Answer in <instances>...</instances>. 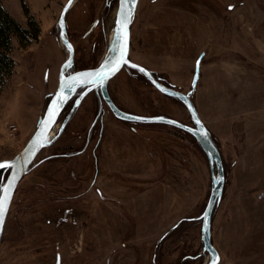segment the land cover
Instances as JSON below:
<instances>
[{"label":"rangeland","instance_id":"obj_1","mask_svg":"<svg viewBox=\"0 0 264 264\" xmlns=\"http://www.w3.org/2000/svg\"><path fill=\"white\" fill-rule=\"evenodd\" d=\"M68 1L0 0L27 31L23 39L12 38L15 68L0 90V162L23 150L37 127L34 115L40 120L57 90L70 55L60 39ZM117 9L118 0L74 1L66 37L75 49V70L109 57ZM200 56L190 96L226 172L212 243L219 264H264V0H138L133 62L187 94ZM38 90L39 110L33 102ZM109 92L125 112L192 125L182 102L135 70H122ZM77 101L53 132L68 119L61 136L17 187L0 264H57L58 256L60 264H208L201 227L212 176L197 140L165 124L120 121L99 92ZM8 174L0 173V196Z\"/></svg>","mask_w":264,"mask_h":264},{"label":"water","instance_id":"obj_2","mask_svg":"<svg viewBox=\"0 0 264 264\" xmlns=\"http://www.w3.org/2000/svg\"><path fill=\"white\" fill-rule=\"evenodd\" d=\"M74 1L75 0L68 1L60 16V39L69 49L70 55L61 67L57 90L49 99L44 114L40 118L34 134L29 139L23 150L12 160L0 162V164L8 166L0 169V171H3V173L9 171L0 196V200L4 201L5 206L3 224L0 226V240L4 232L8 213L19 183L27 174L30 167L34 164L39 154L44 149L52 146L58 140L67 125L68 119L61 125L58 133L56 135H52L66 106L78 89L86 88L81 97L83 99L90 91L100 88L103 100L118 120L140 124L169 125L189 133L197 140L200 147L206 154L212 176L211 193L202 215L201 240L204 246V251L208 252L211 256L208 264H219L221 257L212 243L211 224L213 213L223 198L226 183L225 170L222 156L216 145L211 140L208 128L200 118L198 111L190 100V95L196 89V85L200 77V67L203 57L200 56L196 61L193 87L189 93L183 94L160 84L155 80L148 69L130 59L131 26L138 0H129L128 3H124V0H119L115 18V43L109 57L98 67L67 74V71L74 64L75 49L73 44L66 37V15ZM125 66L144 75L161 93L169 97L176 98L182 102L193 121V125H186L169 117L143 116L128 113L120 109L114 103L109 94L108 84ZM97 73H106V75L98 76L96 75ZM69 85L71 87H68ZM79 104L80 101H77L75 108L79 106ZM57 264H60V256L57 258Z\"/></svg>","mask_w":264,"mask_h":264},{"label":"trees","instance_id":"obj_3","mask_svg":"<svg viewBox=\"0 0 264 264\" xmlns=\"http://www.w3.org/2000/svg\"><path fill=\"white\" fill-rule=\"evenodd\" d=\"M26 32H27L26 29L23 28L15 19H13L12 16L9 14V12L0 3V90L3 87V85L6 83V81L12 76V73H13L14 68H15V60L10 55V53L12 51V38L14 36H16L20 39H23ZM38 35H39V33L36 32L33 35H31V37L37 38ZM171 98H173V97H171ZM190 100L192 101L194 107H196V105L192 99V96H190ZM196 109H197V107H196ZM190 119H191V117H190ZM191 121H192V119H191ZM192 125H193V121H192ZM210 137H211V140L213 141V143L218 148L219 146L216 143L211 132H210ZM78 154H80V152H76L72 155H71V153L65 154V155H60V157L73 158L74 156H76ZM55 157L56 156H54V158ZM223 164H224V162H223ZM35 165H32L30 167L27 174L31 170L34 169ZM224 170H225V167H224ZM2 172L3 171H0V173H2ZM225 176H226V172H225Z\"/></svg>","mask_w":264,"mask_h":264},{"label":"flooded vegetation","instance_id":"obj_4","mask_svg":"<svg viewBox=\"0 0 264 264\" xmlns=\"http://www.w3.org/2000/svg\"><path fill=\"white\" fill-rule=\"evenodd\" d=\"M119 1V0H118ZM130 52H131V49H130ZM75 55V54H74ZM131 59V58H130ZM95 67H98V66H95ZM95 67H91V68H95ZM143 67H145L146 69H148L146 66H144L143 65ZM75 68H76V64L74 63L73 64V66L67 71V74H71V73H74V72H76V71H80V70H84V69H90V68H79V69H76L75 70ZM124 69H131V70H134V69H132V68H129V67H124L122 70H124ZM121 70V71H122ZM149 71H150V73L152 74V76L155 78V80L156 81H158V82H160L159 81V79L156 77V74H155V72H153L152 70H150V69H148ZM136 71V70H135ZM138 72V71H137ZM141 74V73H140ZM144 76V75H143ZM145 77V76H144ZM146 78V77H145ZM147 79V78H146ZM148 80V79H147ZM149 81V80H148ZM111 82V81H110ZM150 82V81H149ZM151 83V82H150ZM110 84V83H109ZM109 84H108V90H109ZM152 85V84H151ZM152 87H154L153 85H152ZM165 87H167V86H165ZM86 90V88H80V89H78L77 91H76V93H75V95L73 96V98L71 99V101L68 103V105L66 106V108H65V110H64V112L63 113H66V112H69V117L74 113V111L76 110V108H75V104H76V102H75V100H77V99H79V98H81V96H82V94H83V92ZM91 92H99L100 93V95H101V98H102V100H103V97H102V94H101V90H100V88H97V89H94V90H92V91H90L89 93H91ZM88 93V94H89ZM87 94V95H88ZM109 94H110V92H109ZM111 96V95H110ZM87 97V96H86ZM112 98V97H111ZM113 100V99H112ZM104 101V100H103ZM114 101V100H113ZM105 102V101H104ZM115 103V102H114ZM106 104V103H105ZM116 104V103H115ZM71 105V106H70ZM107 105V104H106ZM108 107V106H107ZM109 108V107H108ZM110 110V109H109ZM112 113V112H111ZM115 117V116H114ZM116 118V117H115ZM60 260H61V256H60Z\"/></svg>","mask_w":264,"mask_h":264},{"label":"crops","instance_id":"obj_5","mask_svg":"<svg viewBox=\"0 0 264 264\" xmlns=\"http://www.w3.org/2000/svg\"><path fill=\"white\" fill-rule=\"evenodd\" d=\"M41 91V90H40ZM40 92H39V90L38 91H36V92H34V95H33V102H34V104H35V107L39 110L40 109V107H41V97H40ZM35 116V118H34V125L35 124H38V122H39V120H38V116H37V114L36 115H34ZM40 118V117H39ZM201 118H202V116H201ZM38 121V122H37ZM202 121L204 122V124H206V122L204 121V119L202 118ZM207 127V126H206ZM208 128V127H207ZM208 130H209V128H208ZM210 131V130H209Z\"/></svg>","mask_w":264,"mask_h":264},{"label":"snow or ice","instance_id":"obj_6","mask_svg":"<svg viewBox=\"0 0 264 264\" xmlns=\"http://www.w3.org/2000/svg\"><path fill=\"white\" fill-rule=\"evenodd\" d=\"M129 0H124V3H128ZM96 75L101 76V75H106V73L101 74L97 73ZM68 87H71L70 85ZM8 167L7 165L0 164V169ZM4 212H5V206H4V201L0 200V226L3 224V218H4Z\"/></svg>","mask_w":264,"mask_h":264},{"label":"built area","instance_id":"obj_7","mask_svg":"<svg viewBox=\"0 0 264 264\" xmlns=\"http://www.w3.org/2000/svg\"><path fill=\"white\" fill-rule=\"evenodd\" d=\"M11 129H12V131H15L17 129V127L15 125H12Z\"/></svg>","mask_w":264,"mask_h":264},{"label":"bare ground","instance_id":"obj_8","mask_svg":"<svg viewBox=\"0 0 264 264\" xmlns=\"http://www.w3.org/2000/svg\"><path fill=\"white\" fill-rule=\"evenodd\" d=\"M120 72H121V71H120ZM120 72H119V73H120ZM52 135H53V134H52Z\"/></svg>","mask_w":264,"mask_h":264}]
</instances>
